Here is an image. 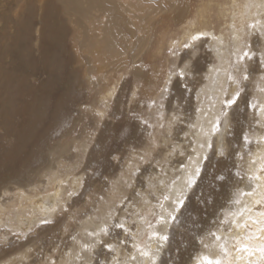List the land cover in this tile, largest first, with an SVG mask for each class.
<instances>
[{"label":"rangeland","instance_id":"rangeland-1","mask_svg":"<svg viewBox=\"0 0 264 264\" xmlns=\"http://www.w3.org/2000/svg\"><path fill=\"white\" fill-rule=\"evenodd\" d=\"M27 1L0 0V25L5 23L1 13L16 16ZM251 1H28L35 15L30 44V54L38 65L34 78L40 84L45 81L48 71L40 59L41 53L56 49L67 64L63 71L68 75L73 71L78 82H73L69 76L71 82L59 83L55 94L62 96L73 90L81 93L73 112L75 117H72L77 120V115L80 116L75 122L80 131L78 135H64L63 131L54 149H44L42 161L32 167L24 165L18 182L0 188V264H63L72 250L80 249L79 239L84 241L86 236L96 240L94 245L84 242L85 251H90L87 257L91 262L88 264H110L115 258V249L121 256L132 250V231L137 226L135 217L141 221L150 207L169 199V186L176 181L185 161L172 162L175 173H170L162 159L167 151L175 148L174 152H178V148L170 146L167 149L162 143L152 145L153 141L146 144L144 132L143 143L121 144L117 151L104 156L97 145H105L106 139L105 136L98 139L99 134L102 131L113 133L111 127L117 121L113 117L114 110L122 115L125 131L140 125L144 128L148 121L154 120L151 113H145L162 101L167 110L170 108L161 122L162 130L172 127L173 135L169 133L168 137L184 146V133L190 122H195L200 109L208 106L209 95L198 92V89L207 81L208 71L218 63L217 56L209 49L208 32L220 33L223 39L232 41L229 34L232 19L237 22V27L245 28L244 40H250L251 44L250 52L246 51L252 58L246 57L236 74L233 97L237 94L238 97L234 104L226 106L228 115L222 153L212 149V157L204 162L205 166H202L184 204L175 213L176 219L167 233L168 243L161 254V264H193L199 256L210 257L209 252L216 244L219 260L224 264L225 253L232 255V248L236 250L239 246L238 241L254 249L251 252L258 254L255 263L263 264L260 252L255 250L264 246V239L259 238L260 225L264 226V215H259L264 213L263 202H257L253 206L257 213L250 215L258 229L252 223H246L247 227L236 230V236H241L242 241L228 244L234 237L231 231L233 216L245 196L256 190L257 175L264 171V148L260 149L258 160H253L255 166L250 168L252 170L247 168L250 154L264 143V99H260L264 92V2L262 6H256ZM46 3L50 4L47 6ZM47 14L57 31L56 47L47 40L49 36L44 35L46 39H41L42 19ZM196 35L199 39L192 40ZM102 39L107 41L103 48H99ZM97 41L98 54L92 55L89 50ZM185 44L189 47L185 48ZM15 52L9 49L3 55V64L9 69L19 63ZM170 75L172 78L168 84ZM148 89L152 94L144 99ZM67 103L70 108L74 105ZM222 111L224 113V108ZM167 119L171 121L169 125ZM220 119L221 115L218 120L222 122ZM149 134L153 140L154 133ZM188 137L192 143L193 137ZM216 138L212 135L213 143ZM216 160H222L220 167ZM101 161L105 164H101L103 168L98 163ZM77 162L79 167L74 174L79 175L81 183L75 186L71 183L73 175H68L65 168ZM258 163L262 164L259 168ZM37 168L43 177L36 178L34 170ZM124 174L128 175L129 185L123 192L115 193V188L122 185ZM164 178L166 187L162 185ZM203 179L205 184L199 185ZM58 185L61 194L56 199L55 208L46 211L47 204H43L45 213H42L38 209L41 199L49 198ZM21 192L23 199H20ZM144 198L150 201L141 207ZM29 207L33 208L35 219L31 222L27 220L31 212ZM17 212L21 213L20 216L10 222L7 218ZM103 214L105 223L102 222ZM86 219L92 220L89 226L83 223ZM147 222L155 224V216L151 215ZM96 224L101 228L93 230ZM213 234L222 239L217 241ZM249 236L252 238L248 239ZM221 245H226L223 251ZM17 256L24 259L17 262Z\"/></svg>","mask_w":264,"mask_h":264},{"label":"bare ground","instance_id":"bare-ground-1","mask_svg":"<svg viewBox=\"0 0 264 264\" xmlns=\"http://www.w3.org/2000/svg\"><path fill=\"white\" fill-rule=\"evenodd\" d=\"M28 1L24 9L22 7L21 12L16 16H9V14L7 15L5 12L1 13L2 16H4L5 23L0 25V188L15 181L18 182L20 174L24 171V165H30V167H32L34 163L42 161L44 159V149L49 148L50 151L54 149L59 140L58 136L61 135L63 131H65L64 135H78L80 131V128L75 123L80 116L77 115V120L75 118L72 120V117H75L73 112L78 105V99L82 97L81 93L78 90H73L62 96H56L55 94L59 90V83L64 82L66 84L67 81H69L68 83L71 82L69 76L72 78L73 82H78L73 71H71L69 75L63 71L66 69L65 65L67 64H65L63 57L56 49L51 51H46V49L41 53L40 59H43L48 71L45 81L40 84L37 78H34L36 73H38V65L37 61L35 64L34 58L30 54V44L33 38L32 22H34L33 17L35 15ZM67 1L68 0H66V2ZM263 2L264 0L251 1L252 5L256 6H262ZM52 5L53 4H51V6ZM44 12L47 13L46 10ZM251 12L254 14V9H251ZM48 17L50 16L47 14L42 19L43 35L41 39H46L44 35L49 36L47 40L53 47H56L57 31ZM229 25V30L231 32L229 34L232 36V41L230 42L223 39V35L220 33L216 35L213 31L210 33L208 32L210 38L209 49L217 56L218 63L215 68H211L208 71L209 75L207 81L198 89V92L203 91L204 94L209 95L208 106L200 109L196 114L195 122L194 120L190 122L188 129L184 133V146L174 143L173 138H169L170 136L168 137L170 134L173 135L172 127H168L166 131L162 130L163 126L161 122L167 117V111L170 109L168 108L167 110L166 104L162 101L159 102L155 108L151 107L148 113H145L147 115L151 113L154 120L148 121L149 123L144 125V128L140 125L130 130L127 128L125 131L122 115L114 110L113 117L117 121L115 125L111 127V129L113 128V133L102 131L99 134L98 139L101 140L104 136L106 139L105 145L101 146V143L97 145V148L104 156L117 151V148L121 144L135 145L136 143H143L142 132H144L146 135V144H148L149 141H153L154 143H152V145H159L162 143L167 149H170V146L178 148V152H174L175 148L167 151L162 159V163L170 169V173H175L174 169L171 168L172 162L181 163L185 161L184 167L181 168L176 176V181L169 186V199L159 206L153 205L150 207L149 213L141 221L135 217L137 219V226L135 230L132 231V250L130 252H124L121 256L120 251L115 249V258L110 261V264H161L163 261L161 254L164 252L166 242L160 241L154 234L167 235L172 223L170 218L174 216L180 208H177L175 201H177L178 198H182L184 201L186 200L188 192L195 183L197 176L201 174V170L203 169L202 166H205L204 162L206 159L212 157V149L215 148L218 154L222 153V148L225 143L224 129L227 125L225 119L228 115L226 101L230 100L234 95L236 74L240 70L241 62L245 60H241L240 57L247 49L250 52L251 47V44H249L250 40H244L245 28L240 29L237 27V22H234L233 19L230 21ZM106 41L107 40L104 41L102 39L99 48H103ZM9 49L16 51L15 54L19 56V63L13 69L6 67L3 64L5 62L2 61L3 55ZM89 52H91L92 55L98 54V41L95 46L90 48ZM8 53H10V51ZM31 76H33V79ZM171 78V75L168 76V84ZM153 84L154 82L152 81L151 85ZM100 92L101 90L98 88V96L101 95ZM151 94V90L148 89L144 93V99H148ZM260 99H264V92L260 94ZM67 101L74 103V105L70 108ZM223 108L224 113L222 111ZM220 115V120H223L222 122L218 120ZM170 122V119H167L168 125ZM217 125L220 126V129L217 128ZM151 132L154 133L152 135L154 136L153 140H150L149 137V133ZM212 135L217 136L215 143H213L214 140L212 141L211 139ZM188 136L193 137L194 141L192 143L188 141ZM188 148L191 149L189 152L187 151ZM263 148L264 143L262 142L258 148L254 149L253 154H250L247 160L248 170L255 166L253 160H258L259 151ZM187 156H189L188 159H186ZM69 157H72V155ZM221 161L222 160H216L219 167ZM78 163L79 162L75 163L72 167L67 166L65 168V172H67L68 175H73L71 183L75 184V186L81 183V179L78 177L79 175L77 176L74 174L76 168L79 167ZM98 163L99 166L102 167L104 161ZM19 165H22V168H20ZM261 165V163H258L256 166L259 168ZM58 168H60L59 162ZM197 169H199V171H197ZM34 175L36 178L44 176L38 168L34 170ZM165 179L166 178L162 181L163 187H166L164 184ZM190 180L193 181L191 186H189ZM59 181H61V179H59ZM205 182L206 180L203 179L199 182V185H204ZM127 185H129L128 175L124 174L122 176V185L115 188V193L123 192L124 187ZM56 187L55 192H53L49 198H45L44 200L41 199L42 202L40 201L41 203H39L38 209L42 213H45V210L43 211L42 209L43 204H47L46 211H51L52 208H55L56 199L61 194V186L58 185ZM152 187L155 188L156 186L152 185ZM255 189L256 190L253 192L251 191L252 193L245 196L243 204H241V207L237 209L233 216V229L231 231L234 237L228 244H232L241 239V236H236V230H242L244 227L243 225L246 223H252L253 226L257 228L250 215L252 213H257L253 210V206L256 205L257 202L264 203V171H260L257 175V185ZM181 193L183 194L182 197L180 196ZM23 198L21 192L20 199ZM149 201V199L144 198L141 207L145 206ZM32 210L33 208L29 207V211L31 212H29L30 216L27 218L28 222L35 220L34 215H32ZM241 212L243 215H241ZM20 214L21 213L17 212L16 215L7 219L12 222L14 217H19ZM151 215L155 216V224L153 223L152 225L147 222V219H149ZM259 215L263 216L260 213ZM101 217L102 222L105 223L106 218L104 214L101 215ZM18 222L22 223V220ZM83 223L89 226L92 220L86 219ZM98 228H101L100 224H96L93 230H98ZM100 236L96 239H99ZM259 238L264 239V226L262 225H260ZM141 239L143 241L139 245L138 241ZM85 241L86 244L89 243L91 245L96 243V240L93 241L90 236H86L84 241L79 239L80 249L78 251L72 250V252L66 256V260L63 261V264H88L91 262L89 257H87L90 251H85L87 250L85 249ZM109 246H112V244ZM216 246L209 252L210 257L214 260L220 257ZM114 248L119 247L118 245H114ZM232 250V255H228L227 253L224 255V264H262L255 263V256L258 255L256 251L248 254V252L236 251L237 249L235 250L234 248H232ZM203 256L197 257L193 264H201V257ZM17 257V262H21L24 259L23 256ZM82 259L83 261H81Z\"/></svg>","mask_w":264,"mask_h":264},{"label":"snow or ice","instance_id":"snow-or-ice-1","mask_svg":"<svg viewBox=\"0 0 264 264\" xmlns=\"http://www.w3.org/2000/svg\"><path fill=\"white\" fill-rule=\"evenodd\" d=\"M196 39H199V36L196 35V36H193L192 37V40H196ZM185 48L189 47L188 44H185L184 45ZM248 58V59H251V55L245 51L244 54L240 57L241 60H244L245 58ZM247 78V76L245 75V79ZM238 97V94L237 96H234L232 99L230 100H227L226 101V106H231L232 104L235 103V100L237 99ZM246 139V138H245ZM197 171H199V169H197ZM193 183V181H189V186H191ZM182 193L180 194V196L182 197ZM176 203V206L177 208L181 207L183 204H184V199L182 198H178L177 201H175ZM237 203H239V201L237 200ZM241 215H243V213L241 212ZM261 215H264V213H262ZM172 221H174L176 219L175 216H171L170 218ZM244 227H247V225H243ZM122 227V226H121ZM160 241L162 242H167V240L169 239V237L167 235H160L158 233H155L154 234ZM215 236V234H213ZM252 237L249 236L248 239H251ZM215 239L217 241L221 240L222 238L220 236H215ZM238 243V247H237V251L239 252H251L253 251L254 249H252L251 247H249L248 245L246 244H240L239 241L237 242ZM226 245H221V250L223 251L225 249ZM255 250H258L261 254V258L264 259V246H261L259 247L258 249H255ZM226 254V253H225ZM201 264H222V261L219 260V259H212L211 257H208V256H203L201 257Z\"/></svg>","mask_w":264,"mask_h":264}]
</instances>
